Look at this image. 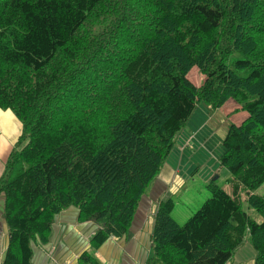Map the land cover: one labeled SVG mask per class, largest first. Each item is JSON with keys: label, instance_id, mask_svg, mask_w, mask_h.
<instances>
[{"label": "trees", "instance_id": "1", "mask_svg": "<svg viewBox=\"0 0 264 264\" xmlns=\"http://www.w3.org/2000/svg\"><path fill=\"white\" fill-rule=\"evenodd\" d=\"M229 99L248 116L222 142L231 192L211 183L183 225L158 202L146 264H226L246 240L264 264V0H0V109L21 123L0 176L4 263L29 264L71 207L92 250L125 236L197 106Z\"/></svg>", "mask_w": 264, "mask_h": 264}, {"label": "crops", "instance_id": "2", "mask_svg": "<svg viewBox=\"0 0 264 264\" xmlns=\"http://www.w3.org/2000/svg\"><path fill=\"white\" fill-rule=\"evenodd\" d=\"M224 106V105H223ZM223 106V113L227 111ZM205 123L191 130L181 143L176 142L177 153L188 152L193 138ZM21 133V123L9 111L0 110V176L4 163ZM181 136V135H180ZM175 145V146H176ZM180 165L174 159L166 162L156 180L141 199L134 214L128 233L121 238L110 237L95 250L90 240L97 229L90 223H78V211L68 208L54 218L48 242L45 245L32 243L29 264H87L84 255L88 254L94 264H146L152 257L151 235L154 210L161 200L171 199L183 185ZM3 198L0 196V264H5L8 248V231L3 217ZM255 252L246 240L235 250L226 264H254Z\"/></svg>", "mask_w": 264, "mask_h": 264}, {"label": "rangeland", "instance_id": "3", "mask_svg": "<svg viewBox=\"0 0 264 264\" xmlns=\"http://www.w3.org/2000/svg\"><path fill=\"white\" fill-rule=\"evenodd\" d=\"M187 78L195 86H199L204 79L195 67L189 71ZM224 107L227 111L223 113L222 109L212 110L204 103H200L185 124L177 142L181 143L191 130L198 129L203 123H205L204 129L202 131L200 129L198 135L193 138L188 152L177 153L176 147L178 146L176 145L166 161L169 162V159H174L176 164L179 163L181 177L183 178V185L180 190L170 197L173 203L170 213L171 218L178 225H183L210 198L211 193L208 186L211 183H215L227 193L231 192V187L227 183L230 174L219 163V159L223 154L222 142L226 137L229 126H239L248 116L232 99H229ZM240 188L242 190L239 191V199L242 209L251 219L261 223L263 218L248 206L243 187L240 186ZM147 193L150 196V192ZM254 194L262 196L264 186L257 188ZM161 201L164 202L165 200Z\"/></svg>", "mask_w": 264, "mask_h": 264}]
</instances>
